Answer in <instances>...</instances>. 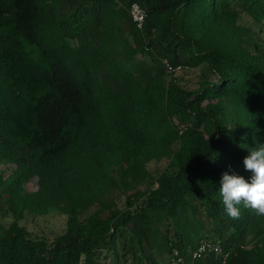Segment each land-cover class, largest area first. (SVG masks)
I'll list each match as a JSON object with an SVG mask.
<instances>
[{
  "label": "trees",
  "instance_id": "trees-1",
  "mask_svg": "<svg viewBox=\"0 0 264 264\" xmlns=\"http://www.w3.org/2000/svg\"><path fill=\"white\" fill-rule=\"evenodd\" d=\"M242 12L264 26V0H0V160L15 171L0 180L14 213L0 264H160L174 249L183 264H264V216L242 202L232 218L219 194L264 143V39ZM195 67L194 88L172 75ZM162 156L173 171L139 189ZM119 187L123 207L105 199ZM55 204L67 218L53 240L18 223ZM181 209L205 228L188 254ZM201 241L220 251L193 258Z\"/></svg>",
  "mask_w": 264,
  "mask_h": 264
},
{
  "label": "rangeland",
  "instance_id": "rangeland-1",
  "mask_svg": "<svg viewBox=\"0 0 264 264\" xmlns=\"http://www.w3.org/2000/svg\"><path fill=\"white\" fill-rule=\"evenodd\" d=\"M238 24L248 27L251 30V35L255 39H264V26L253 20V17L247 13L242 12L238 16ZM204 68H179L173 72L172 75L178 78V81L183 86L194 88L200 80ZM144 167L148 173L147 177L138 185L139 189H145L151 182V178L157 177L162 172H171L173 167L169 162V158L162 156L159 158H150L144 162ZM14 166L5 160H0V180L13 177ZM37 176L31 177L27 182H23V189L25 192H32L37 186ZM128 189H131L128 187ZM128 189L124 187L114 188L105 196L108 201L115 202L119 207H123L125 202V193ZM131 191V190H128ZM114 204V203H112ZM92 211L94 207L88 208ZM86 211L83 215H87ZM66 214L58 206V204L51 205L43 213H34L29 210H24L22 216L18 219V223L25 228L28 235L33 238H45L48 241L53 240L65 230ZM14 220V213L9 206V201L6 196L0 200V235H2L9 224ZM180 230L182 232V244L186 253L188 254L191 247L198 243L203 236L204 226L197 220V216L190 209H181L178 215ZM257 235L253 238H248V244L253 245L257 241ZM163 260L167 255H163Z\"/></svg>",
  "mask_w": 264,
  "mask_h": 264
},
{
  "label": "clouds",
  "instance_id": "clouds-1",
  "mask_svg": "<svg viewBox=\"0 0 264 264\" xmlns=\"http://www.w3.org/2000/svg\"><path fill=\"white\" fill-rule=\"evenodd\" d=\"M257 145L243 158L244 169L249 172L247 178L229 172L220 177L219 194L226 213L232 218L239 216L237 205L242 202L264 216V143Z\"/></svg>",
  "mask_w": 264,
  "mask_h": 264
},
{
  "label": "built area",
  "instance_id": "built-area-1",
  "mask_svg": "<svg viewBox=\"0 0 264 264\" xmlns=\"http://www.w3.org/2000/svg\"><path fill=\"white\" fill-rule=\"evenodd\" d=\"M129 13L136 27L138 29H141L146 16L144 10L140 7L138 3L133 2L130 5ZM209 250H214L216 252H219L220 247L217 244H212L210 241H201L200 244L197 246L196 250L193 252L192 256L193 258L197 257L201 253H204L205 251H209ZM183 263H184L183 256L180 255L178 251L174 249L169 260H167L166 262H162L160 264H183Z\"/></svg>",
  "mask_w": 264,
  "mask_h": 264
}]
</instances>
